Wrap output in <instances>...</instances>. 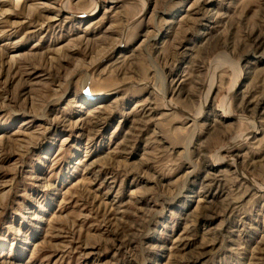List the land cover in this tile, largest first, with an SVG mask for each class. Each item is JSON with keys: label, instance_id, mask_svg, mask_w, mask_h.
I'll return each mask as SVG.
<instances>
[{"label": "rangeland", "instance_id": "1", "mask_svg": "<svg viewBox=\"0 0 264 264\" xmlns=\"http://www.w3.org/2000/svg\"><path fill=\"white\" fill-rule=\"evenodd\" d=\"M0 264H264V0H0Z\"/></svg>", "mask_w": 264, "mask_h": 264}]
</instances>
